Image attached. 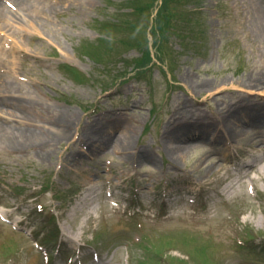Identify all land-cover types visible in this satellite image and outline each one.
I'll return each instance as SVG.
<instances>
[{"label": "rangeland", "instance_id": "1", "mask_svg": "<svg viewBox=\"0 0 264 264\" xmlns=\"http://www.w3.org/2000/svg\"><path fill=\"white\" fill-rule=\"evenodd\" d=\"M1 4L0 125L65 137L0 143V264H45L59 247L88 264H264V175L246 165H264V124L199 166L210 147L187 137L213 132L169 122L264 104L246 84L264 81L249 0ZM126 134L130 149L113 150ZM168 143L194 147L174 164ZM125 200L143 214L116 212Z\"/></svg>", "mask_w": 264, "mask_h": 264}, {"label": "bare ground", "instance_id": "2", "mask_svg": "<svg viewBox=\"0 0 264 264\" xmlns=\"http://www.w3.org/2000/svg\"><path fill=\"white\" fill-rule=\"evenodd\" d=\"M10 1L11 0H0V14L4 13V9L2 8L1 2ZM14 1V4L17 5L19 10H23L26 13H31L32 8L35 6L36 2H40V0H12ZM252 9L254 11V17H256V22H254L255 26V32L259 36L261 43L264 48V0H249ZM250 87H254L256 89H264V81L262 80H251L246 83ZM221 117L216 118L215 123L208 124L202 118L192 116V114L187 113L185 117L181 118L180 120H176L174 117L169 121L170 123L174 124H188L191 129H195L197 127H201L202 129L212 131L213 137L212 142L209 138H207L204 134L198 135V136H188L187 138L190 141L187 142H194V143H204V146H209L210 150H203L201 153V157L198 160L199 166H201L202 159L209 154L208 152H216L220 155V153L223 152V154L228 151V147H226V142H229V140L234 139V142H239V139L242 137L245 139L246 137V131L243 129V126H248L250 129H258L261 125L264 124V104L262 105H253L249 102H245L243 98H240L239 100L235 102H231L229 104H223L221 106ZM196 114V113H194ZM220 116V115H219ZM177 121V122H176ZM219 123H218V122ZM242 124V125H241ZM244 124V125H243ZM190 129V130H191ZM180 130L176 132H172L168 135V138L177 139V132L179 133ZM188 132V131H187ZM186 132V133H187ZM259 131L255 132V137L259 138ZM188 135L189 132H188ZM53 139L48 140L49 136L45 138L44 136H40L38 133L27 131V129L24 130H10L8 128H5L4 126L0 125V143H7L6 141H10L9 139H12L13 141L16 140L18 142H21V144H39V145H45L49 142L53 141H59L62 137H65V134L60 135H52ZM187 136V135H186ZM248 137V136H247ZM47 139V140H46ZM179 139V138H178ZM46 140V141H45ZM131 135L126 134V136L123 139H113V143L110 145H113V150H121L122 152L128 151L130 148V141ZM181 140V139H180ZM247 140H250V136L247 138ZM11 141V142H13ZM170 142V141H169ZM192 144H189L187 146H172L169 143L165 146L167 152L170 154L171 159L173 160V163L176 164L179 159L184 158V156L194 147H192ZM252 161L248 164V168L252 169L256 172V174L264 175V165L261 164V159L252 157ZM220 166V165H218ZM215 169L210 168V172H213ZM244 178L248 179L249 184L253 186L254 181L256 177L251 176L250 174L243 176ZM264 179V177H262ZM228 193H230L231 188H233L232 184H229L228 186ZM253 194V191H251V195ZM263 209V208H262Z\"/></svg>", "mask_w": 264, "mask_h": 264}]
</instances>
